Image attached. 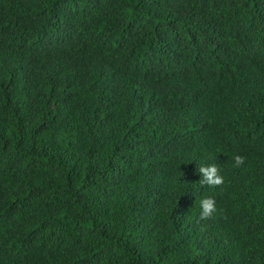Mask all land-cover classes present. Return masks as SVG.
<instances>
[{
  "label": "trees",
  "instance_id": "1",
  "mask_svg": "<svg viewBox=\"0 0 264 264\" xmlns=\"http://www.w3.org/2000/svg\"><path fill=\"white\" fill-rule=\"evenodd\" d=\"M0 264H264V0H0Z\"/></svg>",
  "mask_w": 264,
  "mask_h": 264
},
{
  "label": "clouds",
  "instance_id": "2",
  "mask_svg": "<svg viewBox=\"0 0 264 264\" xmlns=\"http://www.w3.org/2000/svg\"><path fill=\"white\" fill-rule=\"evenodd\" d=\"M234 167H240L245 162V157L235 155L233 157ZM201 174L199 183L201 185H208L210 187L220 186L224 183V177L220 175V166L215 163L209 165H202L198 169ZM200 219L207 220L216 213V201L212 197H205L200 201Z\"/></svg>",
  "mask_w": 264,
  "mask_h": 264
}]
</instances>
